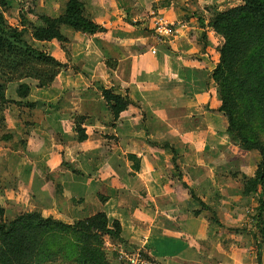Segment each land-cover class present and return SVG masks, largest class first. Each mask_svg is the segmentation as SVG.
I'll return each mask as SVG.
<instances>
[{
	"label": "crops",
	"instance_id": "0c3cea01",
	"mask_svg": "<svg viewBox=\"0 0 264 264\" xmlns=\"http://www.w3.org/2000/svg\"><path fill=\"white\" fill-rule=\"evenodd\" d=\"M67 1L0 4L13 26L28 28L30 45L68 63L48 86L31 76L7 85L6 98L24 107L8 111L4 120L10 132L25 134V143L11 149L0 142V166L8 162L7 172H17L14 179L29 196L24 202L31 211L53 209L69 220L104 212L110 223L120 222L121 242L148 253L150 264H264V239L258 251L261 241L253 233L247 239L218 232L219 225L205 230L210 210L218 215L222 211L221 203L208 195L211 188L218 200L241 197V189L237 193L223 187L227 179L213 169L218 163L207 162L212 173L201 176L209 185L199 194L186 177L175 174L177 162H158L155 150L162 144L203 147L223 134L220 94L207 87L214 65L203 40L208 28L190 10L231 0H194L192 5L190 0H80L84 15L104 31L91 34L64 25L67 42L35 39L33 27L43 25L39 14L59 16ZM23 19L28 24L23 25ZM161 19L175 23L171 32L157 27ZM21 82L31 86L23 99L16 93ZM102 87L128 94L131 100L117 120ZM131 155L139 159L136 167ZM54 181L61 198L74 202L66 215L55 207ZM2 197L0 193L5 220L11 206L18 214L26 211L19 198ZM218 220L223 221L222 216ZM226 235L234 240L225 243Z\"/></svg>",
	"mask_w": 264,
	"mask_h": 264
},
{
	"label": "rangeland",
	"instance_id": "374dc122",
	"mask_svg": "<svg viewBox=\"0 0 264 264\" xmlns=\"http://www.w3.org/2000/svg\"><path fill=\"white\" fill-rule=\"evenodd\" d=\"M193 1L190 0L188 3L192 5ZM163 2L166 3V1ZM244 3L245 0L240 3L239 1L231 0L229 3L209 4L204 9L190 10L194 17L202 18L203 24L201 26L208 28L205 31L203 40L205 47L210 48L208 55L214 65L211 67L212 80L207 87H213L220 94V97L221 93L225 91L232 94L230 99H233V112L236 114V123L233 130H228L229 122L225 116L226 126L223 134H220L217 139L210 138L211 142L203 147H193L189 143L179 146L176 144L172 146L170 144H162L161 148L156 146L155 150L158 162H163L164 164L177 162V166L173 167L175 174L186 177L190 185L195 189V193L197 191L199 194L203 188L205 189L209 185L200 181L201 176L212 173V168L207 162H217V167L213 169L216 170V174L218 173L227 179L225 184L223 183V187L231 188L236 192L241 189V197L236 201H232L225 195L224 197L220 196L218 200L216 198L217 193L211 188L208 191L210 192L208 195L221 203L222 211L218 215L216 211L210 210V213L206 215L209 226L205 230L213 231L211 227L219 225L220 229L218 232L233 234L234 238L242 234L247 238L253 233L256 240L261 241L257 243V249L260 251V244L264 239V212L262 218L257 220L258 194L252 190L245 194L244 189L245 180L255 175V171L263 156L259 149L245 147L238 135L241 134L247 140L260 144V142H264V123L261 122L262 117L258 112L259 110L254 108V101L245 92V88L248 87L252 77L244 74L237 82L235 74L233 76L226 69L219 68L222 64L221 49L225 45L226 40L222 33L213 26L217 14ZM6 20L13 26L14 23L11 24L8 19ZM237 30L239 42L243 45L241 50L244 49V52L242 51L241 53L242 60L240 62L243 66L249 65L253 67L256 62L255 58L264 50V44H260L258 41L251 43L252 34L246 33V30L241 27ZM7 41L6 48L0 49V76L3 79L10 77L8 69L10 64L13 65L15 62L21 64L22 71L28 72L31 69L36 74L35 76H41L44 79L50 78L52 72L57 70L48 61L43 59L32 60L22 54L19 51L22 47L21 44L14 43L10 38H7ZM22 107H24L23 102L14 103V101H9L5 103L0 101V142H4L11 149H15L17 146L23 147L25 134L10 132L4 119L9 114L8 111L12 110L14 113V111L22 110ZM130 157L131 161L135 162L136 167L139 159L132 155ZM7 164L8 162H1L0 166V193H3L2 200H6L4 199L6 196L19 198L23 209L26 211L18 214V210H14L12 206L10 208L11 212L6 217V222L11 223L15 220L18 225L16 228H18L19 232L8 236L0 235V264H124L121 257L122 252L139 251L149 257L148 253L142 249L123 244L121 238L113 233L116 229L110 221L108 226L112 228V232L101 229L105 226V218L103 216H98L90 223L91 233L72 230H76L73 226L76 222L85 221L88 218L84 220L62 219L55 212L56 210L53 209L51 212L36 211L43 215V219L40 220L27 217L25 214L33 212L30 209L31 206L24 202V198L29 196L14 179L17 172H7L9 171ZM169 173H171V169H168ZM52 187L56 196L55 207L57 211L60 209L66 215L74 205V202L69 204L61 198V188L55 181L52 182ZM261 192L263 193L262 189ZM198 205L202 207L200 203ZM219 216H222L223 221L218 220ZM65 225H70L72 228ZM231 240L234 239L226 235L224 242ZM250 240H253V237ZM12 250L14 254L11 253ZM10 254H12V257Z\"/></svg>",
	"mask_w": 264,
	"mask_h": 264
},
{
	"label": "trees",
	"instance_id": "16d2710c",
	"mask_svg": "<svg viewBox=\"0 0 264 264\" xmlns=\"http://www.w3.org/2000/svg\"><path fill=\"white\" fill-rule=\"evenodd\" d=\"M0 4L4 6L6 4V0H0ZM39 18L43 22V25L34 26L32 32L33 37L37 40L46 41L58 39L61 42H67V37H65L61 31V28L64 25H69L76 30L91 34L104 31V28L101 25L84 15V4L80 0H68L65 5L64 13L59 16H51L45 13H40ZM199 21L202 25V18H199ZM21 23L23 25H26V23L28 24V22L24 19L21 20ZM213 26L216 30L222 33L226 40L225 45L221 49L222 64L219 68L223 70L226 69L233 76L235 74L237 76V82L244 74L252 77L248 87L245 88V92H247V95L254 101V108L259 110L258 112L262 117L261 122L264 123V50L258 55V57L255 58L256 62L253 67L249 65L243 66L240 61L242 60L241 53L244 49L241 50L243 45L240 44L239 36L237 35V29L241 27L246 30V33L252 34L251 43L258 41V43L264 44V0H245L243 5L232 7L220 12L217 14L213 22ZM27 32V27L19 28L11 26L6 20L4 14L0 12V49L6 48L8 42L7 38H10L14 43L22 45L19 50L22 54H25L32 60L43 59L44 61H48L52 63L57 70L52 72L50 78L44 79L41 76H35L36 74H34L31 69L28 72L22 71L20 63L15 62L13 65L10 64L8 69L10 71V77L3 79L2 76H0V101L2 102L8 103L9 101H14V103H21L19 100H9L6 98V89L10 81L31 76L37 78L41 86H48L54 80L56 75L67 67V63L60 62L48 55L46 52L36 49L30 45L26 37ZM10 46L8 47L10 48ZM30 91L31 86L26 82L19 83L16 88V93L21 99L26 98ZM102 93L111 111L113 112L115 120H117L121 112L127 109V107L131 104L128 94L122 95L115 92L113 89L106 87H102ZM230 97H232L230 92L225 91L221 93L222 104L219 107V111L227 117L229 122L228 130L232 131L236 123V114L233 112L234 104L233 99H230ZM27 104L32 105L28 102ZM77 130L80 134L79 138H83L81 129L77 127ZM238 136L242 140L245 147L257 148L263 156L262 161L259 163L255 171V175L245 180L244 189L245 194L251 190L258 194V214L256 216L258 220L262 218V214L264 212V142H260L259 144L258 142L247 140L241 134ZM183 184L189 189L193 198L200 201L203 207H207L203 201L196 196L188 184L185 182H183ZM261 189L263 190V193L261 192ZM101 200L104 202L105 198L101 197ZM195 213L198 214L199 211L197 210ZM25 215L29 218H37L39 220L43 219V215L36 211L28 212ZM98 216H103L105 218V226L101 229L112 232V228H109L108 226L109 219L104 212L98 213L85 221L76 222L75 225H73L76 230H72L75 232L81 231L91 233L89 225ZM61 224L63 225L62 222ZM112 225L116 229L113 233L120 237L122 230L120 222L118 220H114ZM65 226L72 228L70 225ZM16 227H18V225L15 220L11 223L6 222L5 209L0 205V235L8 236L14 234L15 232V234H17L19 230ZM11 253L14 254L13 250ZM10 255L12 257V254ZM258 259L261 263L260 256Z\"/></svg>",
	"mask_w": 264,
	"mask_h": 264
},
{
	"label": "built area",
	"instance_id": "2783aa9c",
	"mask_svg": "<svg viewBox=\"0 0 264 264\" xmlns=\"http://www.w3.org/2000/svg\"><path fill=\"white\" fill-rule=\"evenodd\" d=\"M156 25L163 31L171 32L173 26H175V23L161 19L156 22ZM121 257L124 261V264H150L149 259L146 258L145 255H143L140 251L131 253L122 252Z\"/></svg>",
	"mask_w": 264,
	"mask_h": 264
}]
</instances>
